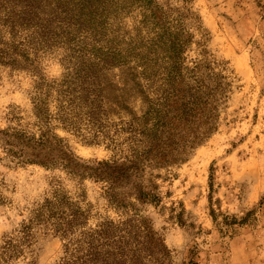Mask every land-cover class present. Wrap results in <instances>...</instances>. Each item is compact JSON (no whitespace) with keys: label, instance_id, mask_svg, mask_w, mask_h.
<instances>
[{"label":"rangeland","instance_id":"rangeland-1","mask_svg":"<svg viewBox=\"0 0 264 264\" xmlns=\"http://www.w3.org/2000/svg\"><path fill=\"white\" fill-rule=\"evenodd\" d=\"M106 1V12L88 24L79 21L78 11L69 16V25L57 19L47 39L33 28L20 31L21 54L26 57L18 60L24 68L0 65V129L37 131L36 87L53 84L40 97L47 103L52 129L79 171L71 173L62 165H16L0 147V257L9 251V264H72L81 232L136 215L137 222L145 220L163 240L172 264H264V0ZM152 9L168 23L183 21L181 27L191 36L182 54L184 65L195 66L203 50L220 65L216 71L232 79V94L218 131L188 161L157 170L156 179L147 171V182L158 186L159 203L135 201L134 208L118 210L106 198L104 184L86 173L129 154L128 129L146 122L142 120L152 107V79L172 67L165 59L166 46L155 44ZM172 25L177 27L171 32L174 38L181 37L183 29ZM84 46L85 57L111 49L123 64L102 73L104 83L115 91L107 97L127 106L107 105L103 128L88 124L79 108L64 118L71 121L79 114L76 129L59 120L69 105L62 95L67 89L61 86L65 80L80 79L77 73L85 68V60L79 51ZM55 193L86 212V228L64 237L42 222L25 235L34 212ZM125 193L129 198V189Z\"/></svg>","mask_w":264,"mask_h":264},{"label":"trees","instance_id":"trees-1","mask_svg":"<svg viewBox=\"0 0 264 264\" xmlns=\"http://www.w3.org/2000/svg\"><path fill=\"white\" fill-rule=\"evenodd\" d=\"M108 5L106 0H0V65L24 68L18 60L26 57L21 54L20 46L24 45V40L18 37L20 31L33 28L34 34L40 33L39 36L47 39L46 34L51 32L57 19L62 20L63 25H69V16H76L78 11L80 16L76 17L79 21L88 24L90 20L100 18ZM182 22L174 19L168 23L165 15L159 16L152 9L155 44L166 46L165 59L172 67H167L159 79H152V107L142 120L146 122L137 126L130 124L128 129L129 154L123 160L101 162L86 173L104 184L106 198L118 210L134 208L136 202L159 203L158 186L154 181L147 182V171L152 173V179H156L157 170H170L188 161L197 147L218 131L222 113L230 100L232 79H226L217 72L220 65L210 61L203 50L195 66L184 65L182 54L190 46L191 36L185 34L180 25ZM172 24L183 29L181 37L177 35L174 38L171 32L177 27ZM93 38L95 43L100 42L97 36ZM85 50L86 46L79 51L85 60L81 63L85 68L77 73L80 79L65 80L61 86L67 89L62 95L69 105L61 110L62 118L59 120L64 127L80 124L79 114L74 120L64 119L67 111L79 108L85 113L88 124L103 128L102 114L107 105L127 106L116 97H107L109 92L114 96L115 91L104 83L102 73L123 64L118 61L116 51L111 49L106 54L94 52V58L85 57ZM97 59L100 63L96 62ZM52 85L38 84L36 87L39 92L34 99V126L37 131L10 126L0 129V147L7 159L16 165L46 168L62 165L69 172L79 174L64 142L52 129L50 111L46 101L40 97L41 91L50 89ZM73 128L77 127L74 125ZM126 189L130 191L129 198H126ZM53 197L34 212L35 216L25 225V235L28 236L35 223L42 222L64 237L86 228L88 218L81 207L66 195L55 193ZM137 219L135 215L118 223L106 222L95 231L81 232L82 239L72 253V264H172L171 252L163 240L152 232L145 220L137 222ZM7 256L11 258L13 254L4 251L0 264H9ZM189 264L198 263L191 261Z\"/></svg>","mask_w":264,"mask_h":264}]
</instances>
